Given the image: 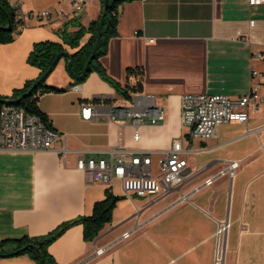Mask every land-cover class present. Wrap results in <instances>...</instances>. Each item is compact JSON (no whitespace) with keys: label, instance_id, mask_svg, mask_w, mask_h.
<instances>
[{"label":"crops","instance_id":"1","mask_svg":"<svg viewBox=\"0 0 264 264\" xmlns=\"http://www.w3.org/2000/svg\"><path fill=\"white\" fill-rule=\"evenodd\" d=\"M11 1L24 12H71V0ZM103 2L93 0L58 26L33 18L17 24L15 40L0 44V97H11L40 76L41 70L28 63L35 43H62L61 31H77L78 23L88 27L102 15ZM118 13V35L110 39L101 64L122 89L129 83L131 96L98 72L77 83L67 59L58 62L57 76L48 85L64 91L42 95L39 106L61 135L55 149L68 151L65 158L55 150L0 151V243L9 241L4 249L12 252L15 240L47 236L92 214L109 189L89 183L77 169L81 153L130 162L145 152L157 175L159 159L180 139L191 172L182 185L166 186L154 197H129L116 180L109 190L120 198L112 221L94 241L85 239L80 223L67 228L48 246L54 263L264 264V103L249 105L246 123L221 124L210 139L191 140L182 121L187 94L236 99L257 89L264 98V84L252 77L254 69L264 72V57H255L264 54V5L134 0ZM91 36L87 33L79 48H64L73 55ZM129 69L134 73L128 75ZM136 92L158 95L165 119L136 127L123 120L83 118V106L106 111L113 103L130 105ZM101 94L108 98L98 100ZM233 163L238 166L232 176ZM0 264L37 262L22 254L0 257Z\"/></svg>","mask_w":264,"mask_h":264},{"label":"built area","instance_id":"2","mask_svg":"<svg viewBox=\"0 0 264 264\" xmlns=\"http://www.w3.org/2000/svg\"><path fill=\"white\" fill-rule=\"evenodd\" d=\"M93 0H71V12L54 13L50 10L24 12L19 4L7 0L15 12L18 24H24L28 18L51 26H58L70 20L74 15L82 13ZM251 6L264 5V0H247ZM254 21H251V25ZM260 59L262 52L255 54ZM252 77L259 78L264 84V72L252 71ZM107 95L101 94L98 100H106ZM96 99V100H97ZM158 95L136 92L134 102L130 105L113 103L106 111L97 106L86 105L82 108L83 118L86 120L106 119L109 121L132 122L136 127L143 123H158L165 119L163 108L158 104ZM264 103V98L254 89L252 93L240 98H230L223 95L187 94L182 100V121L190 128V138L210 139L217 128L224 123L249 120L248 107H257ZM61 135L49 127L36 114H29L24 109L13 104L4 103L0 107V151H58L65 158L67 149H55V143ZM135 139H139L138 130ZM182 141L175 139L172 148L159 159V173L153 175L150 169L152 157L145 152L133 156L130 162L110 157L86 155L81 153L77 158V169L86 177L89 183H100L109 190L114 187L116 180H120L126 196L154 197L159 195L166 186H180L191 175L188 161L183 157ZM63 162V160H62ZM238 164L231 165V175ZM212 181L209 180L208 184Z\"/></svg>","mask_w":264,"mask_h":264},{"label":"trees","instance_id":"3","mask_svg":"<svg viewBox=\"0 0 264 264\" xmlns=\"http://www.w3.org/2000/svg\"><path fill=\"white\" fill-rule=\"evenodd\" d=\"M129 1L134 0H109L108 14L105 18L102 38L94 56V60L90 64L86 74L83 75L85 67L92 56L97 43L101 16L99 19L93 21L88 27H84L80 23L75 24V27L78 28L77 31L70 32L67 29L62 30V43L53 41L35 43L33 50L28 56V63L41 70L40 76L36 80L27 82L22 89L16 90L11 97H8L7 99L0 97V107L4 103L13 104L24 109L29 114L39 115L49 127H52L48 116L40 109V98L46 93L63 92L64 90L48 85L46 83L47 79L42 80V76L49 70L56 57L60 53L66 51L64 48L65 45H68L71 48H79L82 38L87 33H91L92 35L90 40L72 55L71 67H67L70 75L73 78L75 76L83 75L81 80H76L77 83H80L91 73L98 72L103 78L118 88L126 98H129L131 96L129 83H127L126 90L122 89L117 83L108 77L105 68L101 64V58L106 55L108 51L110 39L118 35L119 8ZM9 21H11L12 24L11 29L8 31L6 27L8 26ZM17 24L18 22L16 21L15 12L10 4L7 0H0V44L11 43L15 40L18 33L16 31ZM134 71V69H129L128 75L133 74ZM119 200V197L115 196L108 190L106 198L95 204L91 215L68 222L51 234L41 238H30L26 236L22 239L15 240L13 242L15 244V250L12 252L5 251L4 247L9 241H3L0 243V257L29 254L37 264H55L48 252V246L67 228L79 223L84 226L85 239L87 241H94L104 226L112 221L113 211Z\"/></svg>","mask_w":264,"mask_h":264},{"label":"water","instance_id":"4","mask_svg":"<svg viewBox=\"0 0 264 264\" xmlns=\"http://www.w3.org/2000/svg\"><path fill=\"white\" fill-rule=\"evenodd\" d=\"M108 3H109V0H104V9H103V12H102V15H101V21H100V25H99V30H98V35H97V43H96V46H95V49L93 51V54L92 56L90 57L86 67H85V70H84V74H86L90 64L93 62L94 60V56L97 52V49H98V46H99V43H100V40L102 38V32H103V27H104V23H105V18L108 14ZM11 21H9V24L8 26L6 27V29L9 31L11 29ZM64 57L67 59L68 61V68L71 67V60H72V55L70 53H68L67 51H64L62 53H60L56 59L54 60L53 64L51 65V67L49 68V70L42 76V80L44 79H47L50 74L54 71V69L56 68L58 62L61 60V58ZM83 75L81 76H75L74 79L75 80H81L83 78Z\"/></svg>","mask_w":264,"mask_h":264},{"label":"rangeland","instance_id":"5","mask_svg":"<svg viewBox=\"0 0 264 264\" xmlns=\"http://www.w3.org/2000/svg\"><path fill=\"white\" fill-rule=\"evenodd\" d=\"M63 61H64V60H63ZM67 67H68V63H67ZM58 71H59V69L56 67V68L54 69V71L50 74V76L47 78V80H46V83H47V84H48V80L50 81V80H53V79L56 78ZM115 190H117V188H115Z\"/></svg>","mask_w":264,"mask_h":264}]
</instances>
